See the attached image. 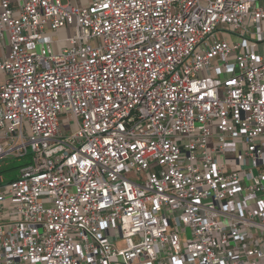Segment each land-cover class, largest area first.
Segmentation results:
<instances>
[{"label": "built area", "instance_id": "2783aa9c", "mask_svg": "<svg viewBox=\"0 0 264 264\" xmlns=\"http://www.w3.org/2000/svg\"><path fill=\"white\" fill-rule=\"evenodd\" d=\"M263 41L264 0H0V264H264Z\"/></svg>", "mask_w": 264, "mask_h": 264}, {"label": "rangeland", "instance_id": "374dc122", "mask_svg": "<svg viewBox=\"0 0 264 264\" xmlns=\"http://www.w3.org/2000/svg\"><path fill=\"white\" fill-rule=\"evenodd\" d=\"M3 80H5V73L0 72V82ZM65 123L66 122L62 119L61 124L63 129H65ZM31 162L32 153L24 157L6 156L0 159V173L3 174L6 178H14L18 176L21 166ZM128 176L132 179H136V176L133 173H129ZM116 243L118 247L124 246V241L122 239L118 240Z\"/></svg>", "mask_w": 264, "mask_h": 264}, {"label": "crops", "instance_id": "0c3cea01", "mask_svg": "<svg viewBox=\"0 0 264 264\" xmlns=\"http://www.w3.org/2000/svg\"><path fill=\"white\" fill-rule=\"evenodd\" d=\"M255 49H257L260 53H262L264 55V41L263 42H259L257 45H254Z\"/></svg>", "mask_w": 264, "mask_h": 264}]
</instances>
